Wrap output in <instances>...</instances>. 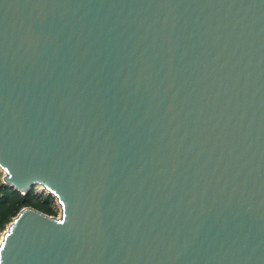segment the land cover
I'll list each match as a JSON object with an SVG mask.
<instances>
[{
  "label": "water",
  "instance_id": "1",
  "mask_svg": "<svg viewBox=\"0 0 264 264\" xmlns=\"http://www.w3.org/2000/svg\"><path fill=\"white\" fill-rule=\"evenodd\" d=\"M0 264H264V0H0Z\"/></svg>",
  "mask_w": 264,
  "mask_h": 264
},
{
  "label": "trees",
  "instance_id": "2",
  "mask_svg": "<svg viewBox=\"0 0 264 264\" xmlns=\"http://www.w3.org/2000/svg\"><path fill=\"white\" fill-rule=\"evenodd\" d=\"M0 171V233L23 207H32L45 214L55 216V199L49 193L35 192L34 188L21 193L1 180Z\"/></svg>",
  "mask_w": 264,
  "mask_h": 264
},
{
  "label": "rangeland",
  "instance_id": "3",
  "mask_svg": "<svg viewBox=\"0 0 264 264\" xmlns=\"http://www.w3.org/2000/svg\"><path fill=\"white\" fill-rule=\"evenodd\" d=\"M2 175H3V172L1 171ZM2 178V177H1ZM2 180V179H1ZM32 188H34V191L35 192H44V193H47V191L43 188H41L39 185H34L32 186ZM54 207L56 208L57 210V214L55 216H59L60 215V207L58 205V203L56 202L55 200V205ZM6 228V227H5ZM1 235H2V232L0 233V238H1Z\"/></svg>",
  "mask_w": 264,
  "mask_h": 264
},
{
  "label": "snow or ice",
  "instance_id": "4",
  "mask_svg": "<svg viewBox=\"0 0 264 264\" xmlns=\"http://www.w3.org/2000/svg\"><path fill=\"white\" fill-rule=\"evenodd\" d=\"M0 248H3L2 240H0Z\"/></svg>",
  "mask_w": 264,
  "mask_h": 264
},
{
  "label": "built area",
  "instance_id": "5",
  "mask_svg": "<svg viewBox=\"0 0 264 264\" xmlns=\"http://www.w3.org/2000/svg\"><path fill=\"white\" fill-rule=\"evenodd\" d=\"M2 179V178H1Z\"/></svg>",
  "mask_w": 264,
  "mask_h": 264
}]
</instances>
